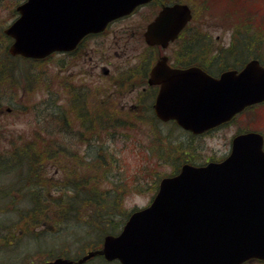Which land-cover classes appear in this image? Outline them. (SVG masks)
<instances>
[{
  "label": "flooded vegetation",
  "instance_id": "1",
  "mask_svg": "<svg viewBox=\"0 0 264 264\" xmlns=\"http://www.w3.org/2000/svg\"><path fill=\"white\" fill-rule=\"evenodd\" d=\"M194 1L195 6L201 9V0ZM25 2L21 0L19 4L24 5ZM174 5L189 7V22L165 46L147 44L145 33L148 25L162 9ZM258 13L264 14V1L259 11L253 13L251 23H244L238 29L232 25L234 29L228 35H213L211 31L201 29L200 13L196 14L187 0H150L137 6L130 14L109 21L103 30L82 34L75 43L72 39L74 46L71 48L53 50L49 56L38 60L42 66L36 77L22 80L19 86L21 93H11L0 114L14 112L16 102L24 103L31 97L32 92L27 93V87L31 90L32 87L48 86V96L29 109L33 112V125L46 119L49 109L51 121L45 120L41 127L47 128L49 124L56 132L59 108L62 112L65 110L64 117H69L66 124L69 132L83 131L80 123L85 127L93 124L95 131L103 134L143 132L142 123H145L148 134L146 155L151 157V165L156 169V176L151 178L157 177L159 181L178 174L184 165L205 166L229 158L233 154V141L240 135L260 136L264 153V101L247 106L216 126L197 131L192 129L198 125L184 127L174 119L161 120L155 109L161 91L163 99L169 98L180 104L191 100L192 94L197 95L202 90L204 76L219 79L225 72L239 74L252 60L264 68V27L259 26ZM2 33L8 50L11 40ZM159 66L163 69L159 70ZM181 71L184 72L182 80L177 79V73ZM159 75L161 77L158 78ZM179 104L173 107L177 110ZM23 108H26L25 104ZM235 125L237 128L231 130ZM226 129L229 136L223 155L212 151V154L203 156L201 144L218 137V133ZM116 140L122 141L121 136ZM50 145L53 148L51 158H48ZM72 145L66 142L63 150L57 141L4 142L5 151L0 156V200L7 202L8 198H15L7 203L13 206L17 204V198L34 193L49 195L44 192L45 187L52 181L57 184L62 171L56 167L57 163L74 166L81 157H86L85 163L88 161L87 150L74 154ZM162 167L170 170L161 172ZM83 169L87 170L86 167ZM48 171L52 175L43 185L41 177ZM62 190L73 196V180L70 179V185L60 186ZM46 222L45 218L39 220L42 226ZM241 264H264V258H249Z\"/></svg>",
  "mask_w": 264,
  "mask_h": 264
},
{
  "label": "water",
  "instance_id": "2",
  "mask_svg": "<svg viewBox=\"0 0 264 264\" xmlns=\"http://www.w3.org/2000/svg\"><path fill=\"white\" fill-rule=\"evenodd\" d=\"M147 1L28 0L17 8L20 17L5 30L14 38L9 51L42 57L71 48L83 33L99 31L109 20ZM189 18L187 6L164 8L147 27V44L165 46ZM183 74L177 73V79L182 80ZM202 83L197 95L180 104L163 99L161 91L157 115L175 118L184 127L213 126L264 100V68L257 61L218 80L204 76ZM174 104H179L180 113ZM261 143L256 134L240 135L233 141V154L223 162L185 165L177 176L160 182L151 204L132 213L118 235L105 236L101 249L75 261L56 258L43 264H83L95 256L120 264H238L264 258Z\"/></svg>",
  "mask_w": 264,
  "mask_h": 264
},
{
  "label": "trees",
  "instance_id": "3",
  "mask_svg": "<svg viewBox=\"0 0 264 264\" xmlns=\"http://www.w3.org/2000/svg\"><path fill=\"white\" fill-rule=\"evenodd\" d=\"M214 1L216 0H202V3L205 6H210ZM7 73L4 65L0 64V82L2 78L7 77ZM2 85L3 83H0V97L3 95ZM66 120V117L62 118L63 122ZM89 120L94 121L92 118ZM66 124L67 122L63 123V125ZM83 124L81 123L83 131L75 134V140L79 137V142H88L90 150L96 148V152L90 155L92 160L85 163L84 158L81 157L77 168L76 165L71 166L70 163L56 164V167L62 170L63 178H65L63 186L70 185L67 179L73 180L74 195L68 198L59 196L53 200L34 197L32 200L35 202L34 205L50 207L55 204L60 215L73 211L72 221L74 224L84 223L88 226L89 231L98 232L99 240L93 244L92 248L96 249L102 235L116 233L123 224L122 218H127L129 213L123 207L124 199L132 194H144L149 189L155 191L157 177L151 178L156 176V169L151 165V157L146 155L147 149L141 145L139 132L123 133L124 140L129 143L125 145L124 149L115 150L111 149L109 145L106 147L103 145L94 146V143L101 138V134L95 131L93 124L89 127H85ZM132 127L130 126V128ZM109 134L112 136L106 137L105 134V137L114 139L116 132ZM41 138V141H47L48 143L52 141V138L44 136ZM37 140L35 138V141ZM58 141L61 142L60 139ZM52 148L51 145L48 148V158H51L50 151ZM124 152H127V155L129 154L133 158L127 164L123 162L128 161V157L124 155ZM34 156L42 157V155ZM64 156L66 157L65 154ZM85 167L87 170L83 169ZM62 192L65 193V190H62ZM41 215L49 216L51 221L54 222L53 227L50 229H57L59 220L51 217L50 213L46 210H32V214H28L24 220L25 233L38 227ZM2 227L3 225H0V228ZM47 227L46 225L45 228ZM13 233V231L9 232V236L14 237ZM0 235L2 236L1 229ZM3 246L0 244V249ZM67 250L62 248L55 254L54 252L50 253L48 257H64L75 260L82 255L80 252L75 251V255L72 256L67 253Z\"/></svg>",
  "mask_w": 264,
  "mask_h": 264
},
{
  "label": "rangeland",
  "instance_id": "4",
  "mask_svg": "<svg viewBox=\"0 0 264 264\" xmlns=\"http://www.w3.org/2000/svg\"><path fill=\"white\" fill-rule=\"evenodd\" d=\"M20 1L21 0H0V50L5 47V40L1 37L2 30L15 18L13 9ZM263 1L264 0H218L216 4V6L219 7L217 13L214 10H211L209 15L203 10V6L200 9L199 6H195L194 0H187V2L190 3L192 8L195 10V13H200L199 20L201 23V29L211 31L213 35H228L229 31L234 29L232 25H235L237 21H240L242 24L247 22L251 23V17L254 15L253 13L259 11ZM220 6L228 8L229 13L226 18L224 17L228 11H220L222 9ZM256 15L260 17L259 26L264 27V14L258 13ZM223 39H226V37ZM44 66L46 68L48 67L47 65ZM19 81L22 83L21 79H19ZM20 93L21 91L18 92V94ZM11 96L12 95L8 94L5 97V104L0 109H5ZM47 96L48 94L44 93V90L32 92L31 97L27 98L24 103L16 102L13 105L15 109L14 112H4L0 115V133L2 134V139H5V142L7 139H12L19 135L25 138L31 137L32 130L34 128L32 123L34 117L33 112L29 111V109L33 105H38L41 100ZM23 104L26 105L25 109L23 108ZM236 128L237 126L235 125L231 130L234 131ZM228 136L229 130L226 129L219 132L218 137L207 139L201 144L203 148L201 154L203 156H207L210 153L212 154V151H215L217 155H223V152H225V142ZM111 144L118 148L123 147V141L120 140H115L114 142L111 141ZM127 157L131 161L132 156L127 155ZM169 170V167H162L160 171L168 172ZM150 199L151 193L131 195L125 199L124 207L127 211H131L136 208H143L149 204ZM16 207L17 208H3L1 206L0 223H3L6 227L10 224H14L20 216V211L25 207V201L22 202V199H20V203H18ZM84 227L85 225H75L72 223L68 224L65 229H62L59 232L49 231L38 235V237L33 236L30 232L27 234L23 232L21 235L19 234L21 231V229H19L20 227H13L14 229L10 227L13 229L12 231H15L13 238L14 242L8 249L0 253V264H40L44 260L49 259L48 256L50 255V252L47 251L49 249H54L56 251H59L62 248L68 249L67 253L72 256L75 255V251L83 254L85 251L93 248V244L96 243L94 240H99L97 231H93L90 236H86ZM74 228L81 229L82 231L78 229L73 230ZM6 232L5 228L4 233ZM91 238H94V240ZM77 247H79V249H76ZM56 251L54 254L57 253ZM86 264L117 263H106L103 259L98 257Z\"/></svg>",
  "mask_w": 264,
  "mask_h": 264
}]
</instances>
